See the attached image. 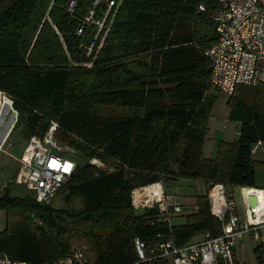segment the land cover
<instances>
[{"label": "trees", "instance_id": "obj_1", "mask_svg": "<svg viewBox=\"0 0 264 264\" xmlns=\"http://www.w3.org/2000/svg\"><path fill=\"white\" fill-rule=\"evenodd\" d=\"M67 2L0 0V90L11 97L14 126L22 125L27 139L55 122L56 138L84 158L60 189L65 202L79 198L82 208L41 205L0 185V209L19 215L0 230V255L35 263L67 255L72 243L60 217L84 233L88 264L134 262L135 237L147 245L162 238L183 246L198 235H218L221 223L206 194L185 222L168 224L152 222L156 211L135 216L131 190L156 181L169 186L178 177L222 183L229 195L236 187H257L264 159L251 149L264 138V84L252 87L250 105L229 95L238 137L220 140L215 157L203 150L214 102L205 51L215 40L219 1L124 0L101 48L96 41L89 54L94 31L80 36L76 30L90 0H77L72 13ZM104 106L127 112L105 115ZM93 156L110 170L90 164ZM254 252L264 264V241Z\"/></svg>", "mask_w": 264, "mask_h": 264}, {"label": "built area", "instance_id": "obj_2", "mask_svg": "<svg viewBox=\"0 0 264 264\" xmlns=\"http://www.w3.org/2000/svg\"><path fill=\"white\" fill-rule=\"evenodd\" d=\"M218 1L220 6L214 16L215 40L207 48L205 55L210 62L212 87L226 95H232L241 86L257 87L264 84V0ZM123 2L124 0H90L76 30V34L80 36L89 29L94 31L92 43L87 47L88 54L96 41L97 51L101 48ZM76 3L77 0H68L69 13L74 11ZM199 9L204 10L203 5H199ZM84 65L91 66V62ZM4 107L17 118L11 97L0 90V113ZM2 119L3 117L0 124ZM56 125L51 122L43 135L27 139L14 177L15 183L23 184L32 198L41 205L52 204L76 169L73 157L77 156V152L56 138ZM8 133L0 140V149ZM263 147L264 138L258 139L252 146V154ZM88 161L98 169L110 170L97 156ZM209 185L206 193L209 210L220 221L221 232L216 236L206 234L201 240L191 241L183 246L162 238L147 245L142 239L135 237L133 244L137 259L130 264H156L160 260L170 264H236L234 252L238 242L245 234H252L258 240L259 230L264 229V207L250 206L248 197L241 189L244 206L239 211L234 196L229 195L222 183ZM255 190L264 193V187ZM131 205L134 210L154 206L157 214L152 222L168 224H171V218L175 215L197 210L196 204L185 209L186 206L178 201L176 195L166 192L160 181L134 187L131 190ZM0 264L88 263L84 249H72L67 255L44 263L15 260L3 254L0 255Z\"/></svg>", "mask_w": 264, "mask_h": 264}, {"label": "rangeland", "instance_id": "obj_3", "mask_svg": "<svg viewBox=\"0 0 264 264\" xmlns=\"http://www.w3.org/2000/svg\"><path fill=\"white\" fill-rule=\"evenodd\" d=\"M213 19L215 22V17ZM210 92L214 95V102L207 119V132L205 139L207 144L205 155L215 157L220 140H225L226 138L228 140H234L237 138L240 123L229 118L230 107L227 104L229 95L218 91L214 87L210 90ZM254 93L255 88L241 86L231 96L236 99L246 97L245 100L250 105L254 100ZM11 112L12 111H9L6 107H4L0 113V121L3 117L2 123L0 124V140L7 132H9L8 136H6L7 138L5 137L6 141L2 149H0V185L7 187L10 196L32 197V194L28 192L23 184H17L13 180L14 174L18 169L19 158L27 142V138L24 135L22 125L14 126L15 123L13 124V122L16 120V117L15 114L13 113L12 115ZM101 112L105 115L120 116L125 114L127 109L122 106H104L102 107ZM261 151H263L262 148L257 151L255 159H257L260 155H263ZM73 159L79 164L85 163L84 158L80 155H78V157L74 156ZM256 178L257 186L264 187V171L262 167L258 166L256 168ZM164 186L167 193L174 194L178 197V201L183 206H186L184 207L185 209L187 207H192L193 203L197 202L198 196L206 194L208 187L204 179L190 177H178L175 184L168 186L167 183H164ZM231 193L236 200L237 209L242 211L244 204L242 202L240 189L234 188ZM64 195L65 192H63L62 189L53 199L51 205L55 208H66L70 211H79L82 208V203L79 198L74 197L70 203H67L64 200ZM185 214H187V212L173 216L171 218V223L179 224L185 222ZM18 220V213L6 212L5 210L0 209V230L3 229L6 224L10 226ZM59 220L66 227V229H69L66 238L72 243V249L87 250L82 230L75 227L67 218L60 217ZM203 237L204 235H198L196 238L197 240H201ZM262 241H264V229L259 230L258 240H255L252 237V234H245L243 239L238 242L235 248V262H238V264H257L254 247Z\"/></svg>", "mask_w": 264, "mask_h": 264}, {"label": "water", "instance_id": "obj_4", "mask_svg": "<svg viewBox=\"0 0 264 264\" xmlns=\"http://www.w3.org/2000/svg\"><path fill=\"white\" fill-rule=\"evenodd\" d=\"M244 188H246V187H242L241 189L243 190ZM248 203H249L250 206H256L258 204V198H257L255 193H252V194L248 195ZM154 209H155L154 206H150V207H147V208L140 207L139 209L134 211V215L135 216H143V215H145L147 213L153 212Z\"/></svg>", "mask_w": 264, "mask_h": 264}, {"label": "bare ground", "instance_id": "obj_5", "mask_svg": "<svg viewBox=\"0 0 264 264\" xmlns=\"http://www.w3.org/2000/svg\"><path fill=\"white\" fill-rule=\"evenodd\" d=\"M245 189H249L248 191H246ZM245 190V191H244ZM243 194L248 197V195L252 194V193H256L257 197H258V204L256 205V207H264V193L260 190H255V187H246L242 190Z\"/></svg>", "mask_w": 264, "mask_h": 264}, {"label": "crops", "instance_id": "obj_6", "mask_svg": "<svg viewBox=\"0 0 264 264\" xmlns=\"http://www.w3.org/2000/svg\"><path fill=\"white\" fill-rule=\"evenodd\" d=\"M238 122V121H237ZM240 123V122H239ZM239 127H240V125H239ZM238 131H239V129H238ZM237 137H238V132H237ZM237 139V138H236ZM225 140H227V141H231V140H228L227 138L225 139ZM235 140V139H234ZM206 142L204 143V154H205V149H206ZM263 149V151H261L262 152V154L263 155H260L257 159H260V160H262V159H264V147L262 148ZM257 154V152L253 155V157L255 158V155ZM18 162V161H17ZM18 167H19V165H18ZM18 170V169H17ZM17 170H16V172H17ZM263 171H264V169H263ZM16 172H15V174H16ZM15 174H14V177H15ZM14 180V179H13ZM15 182V181H14ZM256 185H257V178H256ZM257 187H259V186H257ZM257 187H255V188H257ZM236 188H239V187H236ZM260 188V187H259ZM240 189V192H241V188H239ZM245 190H249V189H245ZM244 190V191H245ZM233 195V194H232ZM193 204H196V203H193Z\"/></svg>", "mask_w": 264, "mask_h": 264}]
</instances>
